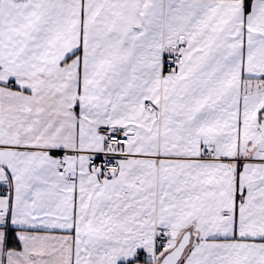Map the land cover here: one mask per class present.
I'll use <instances>...</instances> for the list:
<instances>
[{"label":"snow or ice","instance_id":"obj_1","mask_svg":"<svg viewBox=\"0 0 264 264\" xmlns=\"http://www.w3.org/2000/svg\"><path fill=\"white\" fill-rule=\"evenodd\" d=\"M0 264H264V0H0Z\"/></svg>","mask_w":264,"mask_h":264}]
</instances>
